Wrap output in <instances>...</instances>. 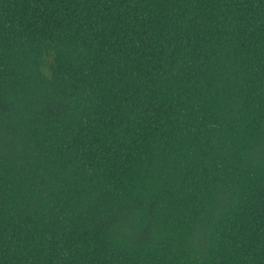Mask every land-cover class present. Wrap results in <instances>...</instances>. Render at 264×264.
<instances>
[{
    "label": "trees",
    "instance_id": "trees-1",
    "mask_svg": "<svg viewBox=\"0 0 264 264\" xmlns=\"http://www.w3.org/2000/svg\"><path fill=\"white\" fill-rule=\"evenodd\" d=\"M0 264H264V0H0Z\"/></svg>",
    "mask_w": 264,
    "mask_h": 264
}]
</instances>
